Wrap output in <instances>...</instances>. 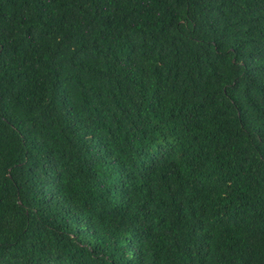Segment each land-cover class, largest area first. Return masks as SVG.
Listing matches in <instances>:
<instances>
[{"label": "trees", "instance_id": "obj_1", "mask_svg": "<svg viewBox=\"0 0 264 264\" xmlns=\"http://www.w3.org/2000/svg\"><path fill=\"white\" fill-rule=\"evenodd\" d=\"M0 264H264V0H0Z\"/></svg>", "mask_w": 264, "mask_h": 264}]
</instances>
